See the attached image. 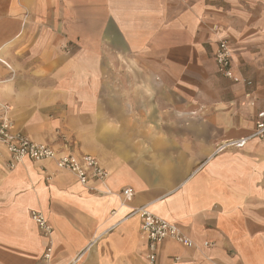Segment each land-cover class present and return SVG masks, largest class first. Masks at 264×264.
<instances>
[{
	"label": "crops",
	"instance_id": "1",
	"mask_svg": "<svg viewBox=\"0 0 264 264\" xmlns=\"http://www.w3.org/2000/svg\"><path fill=\"white\" fill-rule=\"evenodd\" d=\"M223 36L249 85L217 71ZM4 110L108 175L10 166L0 144V264H146L138 206L193 242L162 241L157 264H264V139L214 153L264 117V0H0Z\"/></svg>",
	"mask_w": 264,
	"mask_h": 264
},
{
	"label": "built area",
	"instance_id": "2",
	"mask_svg": "<svg viewBox=\"0 0 264 264\" xmlns=\"http://www.w3.org/2000/svg\"><path fill=\"white\" fill-rule=\"evenodd\" d=\"M213 57L217 71L222 76L235 83H244L246 85L251 83L244 77L234 73L232 69V50L225 38L217 40ZM12 127L13 122L7 111L0 112V144L4 146L10 156V166L24 159L48 160L53 162L57 169L72 173L77 181L85 187L90 182H103L107 178L108 172L91 154L82 153L77 155L71 152L59 154L50 145L32 140L21 132L13 131ZM253 138L264 139V117L256 121L253 130L249 134L221 140L215 146L214 153L242 148ZM122 194L125 198L130 196L128 189H123ZM129 215H136L139 218L140 232L146 241V264H157L158 245L166 239H172L188 247L193 245L192 240L183 233L177 224L155 215L146 206L133 207ZM30 217L44 236L49 237L51 235L52 228L41 211L31 210ZM50 253L51 246L49 244L45 249L44 257L48 259Z\"/></svg>",
	"mask_w": 264,
	"mask_h": 264
},
{
	"label": "rangeland",
	"instance_id": "3",
	"mask_svg": "<svg viewBox=\"0 0 264 264\" xmlns=\"http://www.w3.org/2000/svg\"><path fill=\"white\" fill-rule=\"evenodd\" d=\"M221 38H225L228 42H229V39H228V37H226V36H223V37H221ZM248 97H250L249 95H247Z\"/></svg>",
	"mask_w": 264,
	"mask_h": 264
}]
</instances>
